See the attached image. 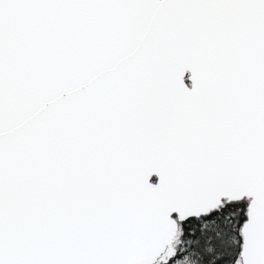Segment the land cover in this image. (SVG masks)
<instances>
[{"label": "snow or ice", "instance_id": "1", "mask_svg": "<svg viewBox=\"0 0 264 264\" xmlns=\"http://www.w3.org/2000/svg\"><path fill=\"white\" fill-rule=\"evenodd\" d=\"M0 264H264V0H0Z\"/></svg>", "mask_w": 264, "mask_h": 264}]
</instances>
